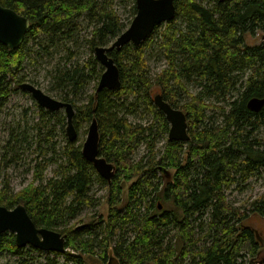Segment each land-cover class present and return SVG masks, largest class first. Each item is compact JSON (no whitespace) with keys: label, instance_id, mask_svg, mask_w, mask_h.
<instances>
[{"label":"trees","instance_id":"obj_1","mask_svg":"<svg viewBox=\"0 0 264 264\" xmlns=\"http://www.w3.org/2000/svg\"><path fill=\"white\" fill-rule=\"evenodd\" d=\"M115 1L0 0L30 20L20 47L11 50L0 43V107L21 88L18 74L29 57V41L68 42L84 16L92 54L84 64L58 66L55 81L61 100L74 106L77 131L97 120L99 155L115 165L108 181L76 140L67 141L60 158L54 157V145L46 148L38 141V156L50 151L53 156L35 161L32 180L20 190L1 187L0 204H23L37 226L60 231L66 249L81 253L64 251L73 264H91L83 255L111 259V264H264V240L250 222L254 216L264 220V191L241 207L227 201L225 192L235 174L246 181L264 172V138L258 135L264 129V105L259 111L248 107L251 98L264 99V36L259 44L246 42L247 35H264V0H175V17L157 25L146 41L109 52L121 84L98 90L105 68L93 52L110 46L137 12L136 0H123L129 6L124 18ZM158 31L167 64L152 71L146 51ZM92 82L94 90L87 94ZM154 92L184 112L189 140L166 135L157 146L156 137L167 134L170 123ZM45 109L40 106L42 116ZM145 112L152 115L148 124L129 119ZM25 133L12 132L8 142L17 159L20 149L31 148ZM151 136L155 141L147 142L149 150L132 157ZM49 162L56 167L46 177ZM131 180L122 204L124 183ZM96 183L104 188L101 196L93 191ZM101 201L108 205L107 219L89 227L71 224ZM170 202L174 208L168 210ZM93 227L100 229L93 232ZM19 248L14 233L0 235V252ZM18 264L29 263L22 259Z\"/></svg>","mask_w":264,"mask_h":264},{"label":"rangeland","instance_id":"obj_2","mask_svg":"<svg viewBox=\"0 0 264 264\" xmlns=\"http://www.w3.org/2000/svg\"><path fill=\"white\" fill-rule=\"evenodd\" d=\"M117 8H119L123 17L126 18L129 14V6L127 2L123 0H116ZM133 19V18H132ZM77 29L73 31L72 38L68 42H58L55 40L51 45H46L40 37L37 39H31L27 44L29 48V57L26 59L23 69L19 72L18 78H22L21 82H30L35 86L41 88L45 93L50 96L61 99L63 96L62 91L56 85L55 76L56 68L63 66L64 64H73L80 62L84 64L90 58L92 51L90 50L86 39L89 37L91 29L89 21L84 17H80L77 20ZM160 32H156L151 46L146 51V57L148 59L149 66L152 71L160 70L166 66V57L163 49L160 46ZM263 34L257 32L256 34L247 35L246 42L250 45L259 44L263 40ZM68 50V51H67ZM93 54H95L93 52ZM68 56L70 59H68ZM20 82V83H21ZM96 82H92L86 89V93L93 92ZM156 89V86H154ZM157 90V89H156ZM80 96L84 99L86 97ZM157 93V92H156ZM154 92V94H156ZM184 98L181 97V100ZM83 101V100H82ZM40 105L32 94L19 88V90L12 91L4 104L0 107V188L6 186L10 192H16L24 187L28 182L32 180L34 174V163L38 160H44L53 156L50 151L46 156H38L35 150V145L38 141L42 146L49 148L54 145L56 154L54 157L60 158L62 149L69 140L67 135V116L64 108L57 111L40 112ZM143 110V107L141 108ZM212 114V113H210ZM64 118V120H63ZM43 119V120H41ZM129 119L133 123L148 124L152 119V115L145 112L144 114L131 115ZM40 122V127L37 123ZM89 124H85L78 130V136L75 139L76 144L82 145L88 134ZM25 133L27 140L32 143L30 149H20L18 154L9 151L8 142L11 137V133ZM167 134H162L156 137L157 146H161L166 138ZM259 137L264 138V129L258 133ZM24 136V135H21ZM154 137H148L144 142H141L132 157L137 158L147 152V142H151ZM155 141V138H154ZM14 159V160H13ZM56 167V163L49 162L48 167L45 170V176L50 177L53 174V169ZM235 182L226 189L227 201L234 206H244L246 201L251 197H256L258 194L264 191V172L255 173L246 181H242L240 174H235ZM133 180L124 183V189L122 192L123 203L127 202V192L130 184ZM93 191L97 196L104 194V188L94 184ZM166 209L174 208L173 204L166 203ZM108 205L106 202L101 201L94 208H88L81 212L75 219L71 221V224L89 227V225H95L99 223L98 219L103 217L107 219ZM250 222L260 231L264 240V220L258 216H254L250 219ZM91 223V224H90ZM91 227V226H90ZM100 228L93 227V232H97ZM175 240V239H174ZM66 252L73 254H81L80 251H76L72 248H67ZM86 261L91 264H108L101 261L98 255L88 257L83 255ZM26 259L29 264H48L50 259H54L56 264H73L71 260H68L66 253L56 254L52 251L40 250L27 245L15 252L7 250L0 252V264H18L20 260ZM113 264H117L113 263Z\"/></svg>","mask_w":264,"mask_h":264},{"label":"water","instance_id":"obj_3","mask_svg":"<svg viewBox=\"0 0 264 264\" xmlns=\"http://www.w3.org/2000/svg\"><path fill=\"white\" fill-rule=\"evenodd\" d=\"M136 7L137 12L131 23L112 44L95 48L96 58L105 68L98 83V90L103 87L117 88L121 84L119 68L109 55L110 51L129 42L139 45L147 40L157 25L172 20L176 14L175 0H136ZM29 26V18L0 3V43L11 50L20 47ZM20 86L29 91L40 106L50 111L64 108L67 116V135L71 141L77 138L78 131L73 121L75 109L71 102L54 98L30 82H23ZM154 101L170 123L168 139L189 140L188 122L184 112L164 100L161 93L154 95ZM263 105V98L253 97L248 101V107L254 111H259ZM99 139V127L94 118L89 124L87 138L82 144V152L93 163L96 171L109 181L114 175L115 165L99 155ZM159 207L161 208V205ZM7 231L15 234L16 243L20 248L30 245L52 252L62 253L66 250L64 235L58 230L37 226L23 204L13 208L0 204V235ZM108 264H111V259Z\"/></svg>","mask_w":264,"mask_h":264}]
</instances>
